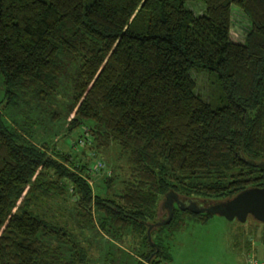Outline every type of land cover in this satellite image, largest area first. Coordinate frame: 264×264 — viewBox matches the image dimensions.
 <instances>
[{"label": "trees", "instance_id": "1", "mask_svg": "<svg viewBox=\"0 0 264 264\" xmlns=\"http://www.w3.org/2000/svg\"><path fill=\"white\" fill-rule=\"evenodd\" d=\"M235 10L248 22L241 39ZM74 131L94 154L120 149L132 178L120 194L106 196L113 178L91 191L87 164L71 156L77 140L49 147ZM249 162L264 163V0H0V264H90L72 233L26 208L36 193L66 192L80 227L110 245L135 233L136 264L169 262L181 215L211 216L174 206L152 246L159 201L262 187Z\"/></svg>", "mask_w": 264, "mask_h": 264}, {"label": "rangeland", "instance_id": "2", "mask_svg": "<svg viewBox=\"0 0 264 264\" xmlns=\"http://www.w3.org/2000/svg\"><path fill=\"white\" fill-rule=\"evenodd\" d=\"M186 8L195 14L202 11L199 4L187 3ZM231 22V32L241 39L248 27L246 18L235 10ZM193 77L196 92L205 100L207 96L206 75L198 73ZM23 100L28 101V95H25ZM63 100L64 96L61 95L59 102ZM33 129L35 128L33 127ZM35 133H39L36 138L38 141L44 137L41 130H35ZM66 137L67 139L58 136L46 140L49 147L54 146L63 152L70 151L69 144H75L77 140L78 146L73 147L71 156L75 155V159L87 164L88 185L93 193L101 190V182L113 178L106 190V196L112 198L122 192L127 182L132 181L131 167L125 156L120 154V149L117 146L112 144L107 150H100L94 154L88 148V144L79 140L80 137L77 138L78 131H74ZM49 139L51 141H48ZM98 166L100 167L98 168ZM26 199L29 200L28 197ZM22 200L17 204L19 209L24 208L21 205ZM161 202L159 201L156 208V220H160L166 214L160 207ZM73 207L74 200L68 192L61 198H48L36 193L35 198H32L26 206L29 211L47 224L58 226L64 231L72 233L77 239L78 245L83 250L86 249V257L90 260V264H136L135 255L140 252L138 249L140 239L135 233L125 234L119 242L111 241L113 244H106L107 238L98 229H87L83 224L82 227L79 226V219L76 217ZM93 217L95 219L94 215ZM181 218L184 221L183 226L173 235L169 243L167 242L170 261H161L159 264H186L187 260L188 264H246L247 260L260 263L264 255L261 239L264 234V223L257 222L249 216L242 223L236 220L228 221L219 216H211L206 222L200 223L186 213L182 214ZM238 237L243 240V243H251L255 251L243 253L234 248L233 241ZM203 240L210 241V243H206L211 245L207 254L201 250L208 247V245L204 246ZM142 263L147 264L144 261Z\"/></svg>", "mask_w": 264, "mask_h": 264}, {"label": "water", "instance_id": "3", "mask_svg": "<svg viewBox=\"0 0 264 264\" xmlns=\"http://www.w3.org/2000/svg\"><path fill=\"white\" fill-rule=\"evenodd\" d=\"M249 164L264 170V163L253 164L249 162ZM174 206L180 211H187L194 215L219 216L228 221L236 220L240 223L249 216L257 222L264 223V184L259 188L244 189L231 198L213 202L194 198H179L175 193L169 191L163 196L160 205L161 209L165 211L166 217L156 223L146 224L148 242H150L149 231L167 224L171 219ZM150 244L153 246L151 242Z\"/></svg>", "mask_w": 264, "mask_h": 264}, {"label": "crops", "instance_id": "4", "mask_svg": "<svg viewBox=\"0 0 264 264\" xmlns=\"http://www.w3.org/2000/svg\"><path fill=\"white\" fill-rule=\"evenodd\" d=\"M261 239H262V243L264 246V234H263V237H261ZM202 243L203 244L205 243L204 246H207L208 244H206V243H210V241L209 240H203ZM210 246L211 245H208V247H204V249H201V250H203V252L205 254H207L209 252ZM232 246L234 248H237V250L239 252H243V253H245V252L247 253V251H249V252L255 251L254 248H252L251 243H249V244L243 243V240L240 239V237L234 239ZM247 255H246V257H247ZM186 264H188V260H187ZM246 264H257V263L255 261H251V260H249V262H248V260H247ZM259 264H264V255H263L262 259L260 260Z\"/></svg>", "mask_w": 264, "mask_h": 264}, {"label": "built area", "instance_id": "5", "mask_svg": "<svg viewBox=\"0 0 264 264\" xmlns=\"http://www.w3.org/2000/svg\"><path fill=\"white\" fill-rule=\"evenodd\" d=\"M100 166H98V168H99Z\"/></svg>", "mask_w": 264, "mask_h": 264}]
</instances>
